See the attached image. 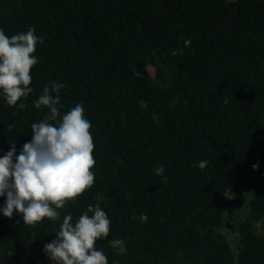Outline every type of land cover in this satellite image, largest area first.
<instances>
[{"label":"trees","instance_id":"16d2710c","mask_svg":"<svg viewBox=\"0 0 264 264\" xmlns=\"http://www.w3.org/2000/svg\"><path fill=\"white\" fill-rule=\"evenodd\" d=\"M29 27L44 37L33 92L24 110L0 93V156L11 143L19 155L48 112L34 101L62 82L61 113L82 102L91 122L95 181L59 221L0 213V261L39 264L64 215L75 223L99 203L111 224L95 247L108 264H264V0H0L6 35ZM244 201L234 254L218 229H234Z\"/></svg>","mask_w":264,"mask_h":264},{"label":"clouds","instance_id":"9594fccd","mask_svg":"<svg viewBox=\"0 0 264 264\" xmlns=\"http://www.w3.org/2000/svg\"><path fill=\"white\" fill-rule=\"evenodd\" d=\"M43 42L44 37L37 35L32 27L11 36L0 28V93L9 107L27 108L23 101L33 92L30 72L38 63L33 54L37 44ZM190 44V39L184 40V47ZM178 54H183V48L173 50V56ZM132 71L138 74L135 65ZM64 88L66 85L57 81L44 87L34 107L43 106L48 112L42 120L31 124L30 141L22 145L19 155L16 144L11 143L9 151L0 156V197H5L0 213L9 219L14 213L19 214L24 226L35 227L45 218L59 221V210L75 202L95 181L91 122L85 116L82 102L61 113L63 104L59 93ZM15 127L8 124L6 130L11 132ZM208 163L205 159L194 166L203 170ZM258 167V164L252 165L253 170ZM154 171L167 183L163 165ZM147 220L148 216L142 213L140 221ZM110 224L99 203L88 205L75 223L72 215L66 214L56 238L43 246V252L55 264H108L107 256L95 245L99 239L109 236ZM109 246L121 254L126 251L123 239L111 240Z\"/></svg>","mask_w":264,"mask_h":264},{"label":"rangeland","instance_id":"374dc122","mask_svg":"<svg viewBox=\"0 0 264 264\" xmlns=\"http://www.w3.org/2000/svg\"><path fill=\"white\" fill-rule=\"evenodd\" d=\"M155 71H156L155 69L150 68V74L152 77L157 75V73ZM145 96H148V94H145ZM167 115H169V114H167ZM229 194H230L229 192L224 194L225 200L230 199L231 195H229ZM246 201H244L240 204L244 208H246L245 212L243 213V211H242L240 213V215H236V214L234 215V223H233L234 229H232L228 226H222L221 228L218 229V232H220L226 238V240L229 242L230 249H231L232 253H234V254H236V251H237V238H236L234 232L236 231L237 225L239 224V222L244 220L246 213L248 211ZM256 232L259 235H264V220H261L258 223V226H256Z\"/></svg>","mask_w":264,"mask_h":264},{"label":"water","instance_id":"95a60500","mask_svg":"<svg viewBox=\"0 0 264 264\" xmlns=\"http://www.w3.org/2000/svg\"><path fill=\"white\" fill-rule=\"evenodd\" d=\"M37 263H39V264H55L54 261L50 260L49 258H45V257L38 259ZM0 264H5V263L0 261Z\"/></svg>","mask_w":264,"mask_h":264}]
</instances>
